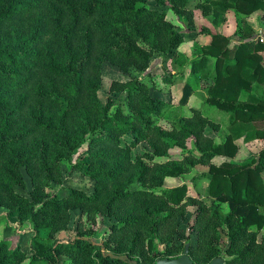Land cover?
<instances>
[{
  "label": "trees",
  "instance_id": "trees-1",
  "mask_svg": "<svg viewBox=\"0 0 264 264\" xmlns=\"http://www.w3.org/2000/svg\"><path fill=\"white\" fill-rule=\"evenodd\" d=\"M149 1L0 0V207L7 209L6 217L17 212L16 227L32 224V255L2 240L0 264H155L184 252L186 244L176 235L189 204L197 206L190 224L197 243L189 244L197 264L217 257L223 264H264V149L236 159L233 143L243 123L264 121V95L253 89V82L264 87L259 55L264 42L246 33L230 48L228 37L210 33V43L192 62L191 70L198 72L209 56L216 59L208 101L232 114L226 141L216 143L206 132L212 120L200 108L164 128L153 116H162L168 101L152 95L143 78L111 84V92L126 93L128 112L114 108L112 96L107 103L99 97L104 61L124 71H144L156 54L173 53L184 43L165 10ZM154 1L169 4L193 24L190 0ZM201 5L235 6L249 14L263 9L264 0H203ZM193 91L187 81L180 103L187 104ZM252 136L264 138V129ZM189 138L196 153L187 148ZM140 143L151 151L135 160L132 149ZM174 146L184 150L182 159L159 160ZM81 150L87 163L77 167L94 179V192L68 188L65 195L50 194L52 183L62 181L64 161ZM218 155L227 160L214 163ZM198 163L209 166L204 176L213 203L188 196L186 184L155 190L168 175L190 172ZM24 172L31 182L27 194L17 189L26 187ZM135 181L141 186L127 188ZM75 208L85 219L78 221L74 237H61ZM100 215L116 221L97 243L92 236ZM156 240L165 245L163 252Z\"/></svg>",
  "mask_w": 264,
  "mask_h": 264
},
{
  "label": "rangeland",
  "instance_id": "rangeland-1",
  "mask_svg": "<svg viewBox=\"0 0 264 264\" xmlns=\"http://www.w3.org/2000/svg\"><path fill=\"white\" fill-rule=\"evenodd\" d=\"M203 0H190L189 6L194 11V22L190 24L188 19L184 16L177 15L169 4L157 6L154 0L149 1V5L165 10L167 19L170 20L176 30L181 31L185 38L184 43L177 49V51L165 55L156 54L151 61L147 70L140 71L132 69L131 71H124L118 66L104 61L102 64V88L99 91V97L103 103H107L112 96L117 106H121L126 112L127 97L124 92H111L110 87L113 81H124L128 78L136 77L143 78L151 87L150 93L152 95L161 97L168 101V107L163 112L162 116L154 115L155 122L164 128H171L174 121L183 120L184 117L192 115L193 108H200L204 114H207L212 120V124L208 125L206 132L215 140L216 143H222L227 140V136L232 133V114L230 111L219 110L212 103H209L210 97L209 86L214 77L211 71L215 66L216 59L209 56L206 66L202 67L198 72L191 70L193 60L200 54L199 48L208 45L211 41L212 34H222L230 39L229 47L233 48L240 44L242 35L249 33L255 39L264 42V8L253 11L252 13H245L239 11L235 6L226 9L219 7H203ZM210 11V13H208ZM264 63V51L259 52ZM199 57V56H198ZM167 77H171L173 82L165 81ZM187 81L193 84V94L189 98L187 104H181L180 99L183 93V86ZM253 89L258 96L264 95V87L257 82H253ZM245 94L240 98L243 99ZM264 129V121L253 120L248 123H243V126L235 132L233 143L238 147V154L236 159H246L257 154L261 149H264V138L253 137L252 133L257 130ZM124 141H128L127 137H123ZM130 139V138H129ZM187 148L196 153L199 151L194 144L193 138L187 140ZM197 150V151H196ZM151 151V148L146 143H140L132 149L133 157L136 160L138 155ZM184 150L180 146H174L169 150L166 156L159 158L161 161L182 159ZM227 160V157L218 155L213 159L216 164H221ZM87 154L84 150L79 151L74 159L65 160L63 164V177L60 183L53 182L49 193L53 194L59 192L65 195L68 188H77L87 193H92L95 190V181L91 177L85 175L79 170L77 166H86ZM209 166L198 163L191 168L190 172L182 173L179 176L168 175L164 179L163 186L156 187L155 190L163 188H172L187 185L188 196H194L206 200L209 204L215 200L209 192V181L204 174L208 172ZM26 180V187L17 186L20 192L28 193L31 182L29 175L24 172ZM264 178V171L262 172ZM140 182L135 181L127 188L140 187ZM197 208L196 205L189 204L187 206V214L178 220V229L176 240L187 244L197 243V233L190 228L193 213ZM225 212L229 211L227 203L222 205ZM7 209L0 207V241H7L10 247L21 245L24 252L31 256V229L32 224L22 222L21 227H16L19 223L17 212L11 213L10 216L4 215ZM85 219V215L81 209L75 208L71 211V220L69 226L61 233V237L71 236L76 234V227L80 219ZM115 218L108 216H99L97 224L94 226L95 233L92 238L99 243L105 238L109 226L115 222ZM264 233V229L262 230ZM159 243V240H156ZM159 249L164 251L165 245L159 243ZM225 250V247H222ZM225 258L231 256L224 254ZM65 264H75L71 261H66Z\"/></svg>",
  "mask_w": 264,
  "mask_h": 264
},
{
  "label": "water",
  "instance_id": "water-1",
  "mask_svg": "<svg viewBox=\"0 0 264 264\" xmlns=\"http://www.w3.org/2000/svg\"><path fill=\"white\" fill-rule=\"evenodd\" d=\"M121 258H125L122 256ZM137 264V263H134ZM155 264H197L189 254V244L186 245L184 252L177 257H165L157 259ZM210 264H223V259L221 257H217L213 259Z\"/></svg>",
  "mask_w": 264,
  "mask_h": 264
}]
</instances>
